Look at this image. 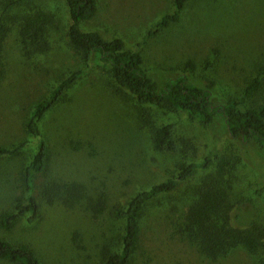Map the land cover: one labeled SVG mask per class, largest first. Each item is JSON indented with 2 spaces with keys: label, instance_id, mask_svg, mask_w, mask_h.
Segmentation results:
<instances>
[{
  "label": "rangeland",
  "instance_id": "obj_1",
  "mask_svg": "<svg viewBox=\"0 0 264 264\" xmlns=\"http://www.w3.org/2000/svg\"><path fill=\"white\" fill-rule=\"evenodd\" d=\"M7 1L0 0V14ZM34 8L52 12L55 19L47 33L49 50L27 55L17 23ZM173 11V0H97L95 15L80 28L98 31L106 39L120 38L127 49H139L144 68L160 85L170 76L188 73L183 66L192 60L195 68L190 75L213 79L216 102L235 98L242 108L264 103V83L252 96L244 94L264 64V0H188L177 22L147 36L164 14ZM7 24L0 146L25 145L17 155L0 158V213L10 210L17 197H26L23 171L38 138L26 132L24 123L35 102L70 72L81 69L84 74L39 122L48 147L46 168L34 187L41 203L40 220L29 223L26 215L21 216L11 230L0 229V237L28 244L43 264H100L103 247L119 249L122 220L114 216L115 208L124 207L138 191L175 177L180 164L209 156V167L146 204L131 264H259L264 259V248L251 253L241 246L210 259L181 230L194 186L215 172L220 159L228 160L232 196L251 198L264 223V190L258 192L256 184L260 171L246 160L244 146L225 134L215 137L185 115L137 104L105 71L71 47L65 0H20L10 9ZM208 60L213 66L203 70ZM165 123L175 124L180 146L176 154L153 148L151 128ZM48 182L76 184L81 196L72 207L59 199L47 203L41 185Z\"/></svg>",
  "mask_w": 264,
  "mask_h": 264
},
{
  "label": "trees",
  "instance_id": "obj_2",
  "mask_svg": "<svg viewBox=\"0 0 264 264\" xmlns=\"http://www.w3.org/2000/svg\"><path fill=\"white\" fill-rule=\"evenodd\" d=\"M19 1H7L0 14V81L7 71L3 59L4 42L10 31L7 19L12 6ZM187 1L173 0L174 11L164 14L155 28L148 31L147 36L177 22ZM65 4L70 19L68 41L82 59L91 60L96 67L105 71L116 86L127 91L140 106L150 105L178 116L185 115L191 121L209 128L215 137L225 134L244 146L246 160L260 171L256 182L260 188L257 191L264 190V103L242 108L235 98L216 102L212 97L213 79L190 75L195 68L192 60H187L183 66V70L188 73L170 76L160 85L144 68L139 49H127L120 38L106 39L98 31L81 30L80 24L95 15L97 0H65ZM54 19L52 12L42 8H34L19 18L18 36L25 54L45 53L49 50L47 33L54 24ZM212 66V62L208 60L203 70L209 71ZM83 74L81 69L70 72L45 97L35 102L24 123L26 132L38 138L36 152L23 171L26 197H17L10 210L0 213V229L11 230L24 215L29 223L40 220L41 203L34 195V187L38 175L46 168L48 147L41 137L39 122L48 111L64 100L69 89ZM263 83L264 64L257 68L255 76L246 85L244 94L252 96ZM151 141L155 150L171 154L180 151L174 123L153 126ZM24 145L25 142H19L10 148L0 146V158L17 155ZM210 164L209 156L198 162L180 164L175 177L138 191L127 200L124 207L115 208L114 216L122 220L119 249L103 247L100 264H131L139 245L140 218L146 204L173 192L198 169H205ZM227 164L228 160L220 159L215 172L206 175L194 186L181 228L197 244L200 252L210 259H217L236 246L251 253L264 248V223L258 219L256 206L251 198L232 196ZM41 194L47 203L59 199L63 204L72 207L79 200L81 189L76 184L60 185L48 182L41 185ZM0 260L11 264H43L28 244H13L2 237ZM259 264H264V259Z\"/></svg>",
  "mask_w": 264,
  "mask_h": 264
}]
</instances>
